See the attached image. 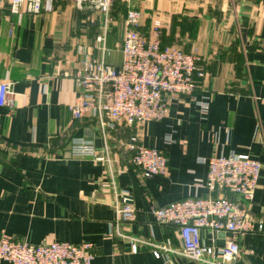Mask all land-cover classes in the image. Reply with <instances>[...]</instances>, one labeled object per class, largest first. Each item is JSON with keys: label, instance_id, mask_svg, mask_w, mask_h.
Wrapping results in <instances>:
<instances>
[{"label": "crops", "instance_id": "0c3cea01", "mask_svg": "<svg viewBox=\"0 0 264 264\" xmlns=\"http://www.w3.org/2000/svg\"><path fill=\"white\" fill-rule=\"evenodd\" d=\"M129 8L142 13L147 37L159 28L163 46L199 59L196 86L170 98L163 120L116 121L104 133L91 114L77 120L69 110L80 95V50L119 68ZM111 15L102 53L101 29L89 28L71 2L44 0L40 14H14L8 4L0 10V84H11L14 100L0 107V230L31 244L91 243L92 264H166L165 257L201 264L182 255L179 229L157 224L153 211L209 195L198 187L208 175L200 160L234 152L264 164V0H115ZM133 134L165 153L167 176L144 178L132 164L126 143ZM75 140L108 160L74 157ZM121 194L131 198L135 220L114 228ZM251 213L263 230L239 238L236 264H264V166ZM230 239L201 232L202 243L216 249ZM154 245L167 248L162 258Z\"/></svg>", "mask_w": 264, "mask_h": 264}, {"label": "built area", "instance_id": "2783aa9c", "mask_svg": "<svg viewBox=\"0 0 264 264\" xmlns=\"http://www.w3.org/2000/svg\"><path fill=\"white\" fill-rule=\"evenodd\" d=\"M74 4L85 14V22L91 29H101L96 43L102 53L112 19L114 0H62ZM129 2V0H126ZM44 0H0V10L7 4L14 14L26 11L40 14ZM103 17L102 25L99 18ZM142 13L129 8L126 16V32L122 44L123 62L119 68L96 59L87 52L80 54L81 68L76 76L80 89L77 100L69 106L74 119L91 114L106 128H114L116 121L143 126L163 120L169 113L170 98L190 95L195 89L194 75L199 59L174 46H163L158 38L159 28L149 38L140 31ZM11 84H0V107H13ZM206 111L207 105H204ZM109 118L112 122L105 123ZM126 149L132 154V164L144 178L165 177L169 172L168 158L162 150L143 145L138 134L129 137ZM71 153L78 158L108 160L87 141L75 140ZM205 184L208 196L195 195L156 208L153 213L157 224L174 226L180 231L182 255L201 264H236L241 249L238 240L249 233L261 232L263 223L251 213L252 202L264 164L261 161L242 158L231 152L209 160ZM218 194V195H215ZM115 227L135 220L131 198L119 195ZM202 230L224 232L231 239L220 249L202 243ZM132 252L139 251V240H132ZM93 244L51 242L31 244L0 230V264H92L95 253ZM155 258H162L165 246L154 245ZM168 251V250H167ZM166 264H178L165 257Z\"/></svg>", "mask_w": 264, "mask_h": 264}, {"label": "trees", "instance_id": "16d2710c", "mask_svg": "<svg viewBox=\"0 0 264 264\" xmlns=\"http://www.w3.org/2000/svg\"><path fill=\"white\" fill-rule=\"evenodd\" d=\"M114 4H115V0H114ZM114 4H113V7H112V12H113V10H114ZM194 78H195V75H194Z\"/></svg>", "mask_w": 264, "mask_h": 264}]
</instances>
